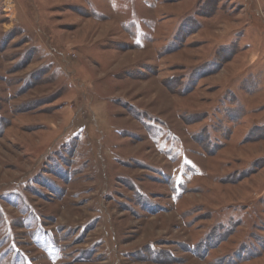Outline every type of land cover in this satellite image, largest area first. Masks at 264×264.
I'll list each match as a JSON object with an SVG mask.
<instances>
[{"label": "rangeland", "instance_id": "rangeland-1", "mask_svg": "<svg viewBox=\"0 0 264 264\" xmlns=\"http://www.w3.org/2000/svg\"><path fill=\"white\" fill-rule=\"evenodd\" d=\"M0 264H264V0H0Z\"/></svg>", "mask_w": 264, "mask_h": 264}]
</instances>
